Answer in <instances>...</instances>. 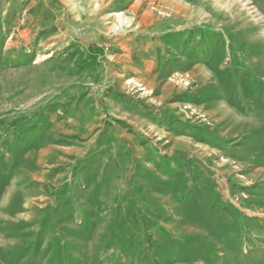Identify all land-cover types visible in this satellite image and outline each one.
<instances>
[{"label": "rangeland", "instance_id": "rangeland-1", "mask_svg": "<svg viewBox=\"0 0 264 264\" xmlns=\"http://www.w3.org/2000/svg\"><path fill=\"white\" fill-rule=\"evenodd\" d=\"M159 27L188 62L155 77L119 60ZM141 101L225 141L175 137ZM118 120L201 157V213L169 214L180 202L147 186L169 177ZM0 264H264V0H0Z\"/></svg>", "mask_w": 264, "mask_h": 264}, {"label": "crops", "instance_id": "crops-1", "mask_svg": "<svg viewBox=\"0 0 264 264\" xmlns=\"http://www.w3.org/2000/svg\"><path fill=\"white\" fill-rule=\"evenodd\" d=\"M33 6L34 5H28L27 8L30 9ZM45 6L48 7L49 5L47 4ZM159 28L160 31L155 30V32L153 33L144 32V35L141 34L139 39H128V43L125 44L129 46L131 52L130 54L126 55L127 57H123V59L120 58L119 60H124L127 63L133 64L140 74L153 72L152 75L155 77L156 75L157 77H159V75L166 76L168 74H171V64L173 63V60L177 58V61L175 62L179 65V63H181L180 60L184 61L185 59L181 58V56H173L169 51H166V49L168 50L169 48H171L168 43L169 40H167L168 37H166L167 35H170L166 33L169 31L171 32V29L164 30V27ZM146 35L148 36V38H145ZM122 47L124 46L121 45V48ZM182 57L185 58V56ZM119 90L116 87L109 88V96H113L115 94L125 96L126 93L124 94V92L122 93ZM128 95L129 94L126 95L127 98H132ZM141 103L142 104H140L139 106L140 108L135 110L134 113L141 114V112H143L144 110L147 111L149 117L146 116V118L149 119V121L157 123L160 126L167 127L168 131H171V133L175 137H189L194 140L195 143L207 144L213 148L214 144L218 145L219 140L225 141V138L219 134H217V140H207L205 138H200L199 136H194L195 131H210L211 133H213V135H215V133L212 132L206 125L193 123L189 119L176 115L175 113H173L169 106L155 105L142 101ZM191 103L196 104L194 101ZM119 121H121V123L128 128V131L130 133L137 137V140L134 143H137L139 144V146H143L144 149H147L149 160L156 161L154 162V164L157 171L169 177V182L160 181L161 183L157 184H147L148 188L151 191L159 192L161 193L160 195L162 197L166 196L167 198H170V200L171 197H176L177 202H180V205L174 207L169 214H176V216L179 218V220L176 221L182 222L185 218L188 206L190 209V212L188 213H201L202 206L203 204H205V201L209 203L206 200V191H213L211 184L206 183V180H195L196 177L202 174V172L197 170L196 165V162H199V158L201 157L197 153H193L187 149L182 148H175L171 153H168L154 138L148 136L140 129H136L133 125L127 123L125 120H118V122ZM169 121H175L178 123L177 127H180V129H182L183 131L185 129L189 131L185 134L182 131L174 132L173 128H171V125L169 124ZM114 139L117 142L116 144H122L125 146L132 144L131 142H128V138L120 137L119 135H117V137H114ZM133 150L135 151L134 146L131 145L129 150L126 151L128 155L127 157H130V159L135 158V156L131 155L135 154ZM227 150L229 151V149ZM187 183H189V185H187ZM166 192H168L169 194H166ZM134 193L137 194L136 192ZM183 195H186L187 198L184 202L182 200ZM154 196L157 199L162 200V197L158 196L157 194H155ZM136 197L141 201L139 206L143 207L144 211L148 210V208H145V203L149 207H155L154 205L149 203L153 201L150 200L149 196L145 197L142 195V199H140L137 195ZM182 203H187V206L183 207ZM184 208L185 213L183 214Z\"/></svg>", "mask_w": 264, "mask_h": 264}, {"label": "trees", "instance_id": "trees-1", "mask_svg": "<svg viewBox=\"0 0 264 264\" xmlns=\"http://www.w3.org/2000/svg\"><path fill=\"white\" fill-rule=\"evenodd\" d=\"M5 25L9 26L10 24L7 23V24H5ZM172 30H173V31H172ZM169 32H170V31H169ZM171 32H172V33H171ZM171 32H170V33L167 32V33L170 34V35H171V34H172V35L174 34L176 37L179 38V36H180V32H177V31L174 30V29H171ZM179 40H180V38H179V39H176V41H174V43H173V41H171V42L168 41V43H169V45H170L171 48H172V45L175 44V43L177 42L176 50H178V49H180V41H179ZM184 53H185V52H184ZM184 53H183V54H184ZM192 53H193V48H192V50H191L190 52H186V53H185V57H186V55H188V54L191 55ZM204 61H205V59H203V62H204ZM184 62H188V60H185ZM172 64H177V63L175 62V60H173V63H172ZM172 64H171V67H172ZM177 65H178V64H177ZM179 65H180V64H179ZM187 68H188V67H186L185 69L188 70ZM229 89H230V88H229ZM73 92H75V93H74L75 96H76V93H80V94H81V91H80L79 89H77V88H75V89L73 90ZM80 94H79V95H80ZM77 96H78V95H77ZM190 98L194 100L195 97H193V96L190 95ZM119 122L121 123V121H119ZM188 182H189V181H188ZM187 185H189V183H187ZM219 192H221V191H219ZM186 199H187V198H186V195H183V199H182L183 202L186 201ZM211 204H212V203H211ZM145 208H149V209H151V208H153V207H149V206L145 203ZM204 213H205V214H208V213L205 212V211H204ZM174 215L176 216V214L172 213L171 216H174ZM208 215H209V214H208ZM203 216H204V215H203ZM204 219H205V216H204ZM212 219H213L212 217H208V221H211ZM175 220H179V218L176 216V217H175ZM173 238H179V237L174 236V237H171V238H170L171 240L169 239V247H170V248H172V245L175 246V244H176V243L173 241ZM185 240H186V239H185ZM192 240H195V237H193ZM186 241H187V240H186ZM193 246H195V244H194ZM193 246H192V247H193Z\"/></svg>", "mask_w": 264, "mask_h": 264}, {"label": "bare ground", "instance_id": "bare-ground-1", "mask_svg": "<svg viewBox=\"0 0 264 264\" xmlns=\"http://www.w3.org/2000/svg\"><path fill=\"white\" fill-rule=\"evenodd\" d=\"M119 17H120V20H122V22H126L121 14H119Z\"/></svg>", "mask_w": 264, "mask_h": 264}]
</instances>
